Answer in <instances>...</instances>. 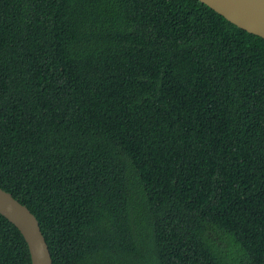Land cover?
Returning <instances> with one entry per match:
<instances>
[{
    "label": "trees",
    "instance_id": "obj_1",
    "mask_svg": "<svg viewBox=\"0 0 264 264\" xmlns=\"http://www.w3.org/2000/svg\"><path fill=\"white\" fill-rule=\"evenodd\" d=\"M0 187L54 264H264V37L200 0H0ZM0 264H32L2 214Z\"/></svg>",
    "mask_w": 264,
    "mask_h": 264
},
{
    "label": "water",
    "instance_id": "obj_2",
    "mask_svg": "<svg viewBox=\"0 0 264 264\" xmlns=\"http://www.w3.org/2000/svg\"><path fill=\"white\" fill-rule=\"evenodd\" d=\"M239 27L264 37V0H200ZM0 214L28 243L32 264H54L38 217L12 193L0 187Z\"/></svg>",
    "mask_w": 264,
    "mask_h": 264
}]
</instances>
